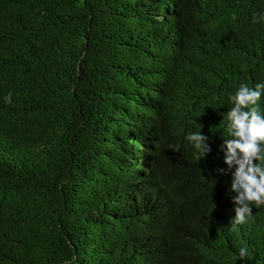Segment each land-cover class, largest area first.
<instances>
[{"label":"trees","instance_id":"1","mask_svg":"<svg viewBox=\"0 0 264 264\" xmlns=\"http://www.w3.org/2000/svg\"><path fill=\"white\" fill-rule=\"evenodd\" d=\"M262 12L0 0V264H264V205L233 230L220 172L228 96L264 82Z\"/></svg>","mask_w":264,"mask_h":264},{"label":"clouds","instance_id":"2","mask_svg":"<svg viewBox=\"0 0 264 264\" xmlns=\"http://www.w3.org/2000/svg\"><path fill=\"white\" fill-rule=\"evenodd\" d=\"M232 19L236 20L235 14ZM264 21V12L253 15V23ZM264 95V82L249 87L241 83L235 93L228 96L233 105L226 113V130L230 138L221 148L224 152L222 175L230 173L229 192L234 204V217L230 224L233 230L253 218V204L264 205V111L258 101ZM11 92L4 98L11 103ZM202 126L200 125V128ZM185 139L197 150V159L204 158L210 151L208 137L198 132H189ZM255 161V163H254ZM249 256L247 247H241L237 259Z\"/></svg>","mask_w":264,"mask_h":264}]
</instances>
